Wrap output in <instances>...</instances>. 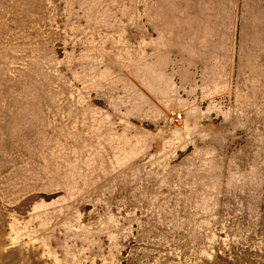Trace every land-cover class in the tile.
<instances>
[{"label":"rangeland","instance_id":"1","mask_svg":"<svg viewBox=\"0 0 264 264\" xmlns=\"http://www.w3.org/2000/svg\"><path fill=\"white\" fill-rule=\"evenodd\" d=\"M0 264H264V0H0Z\"/></svg>","mask_w":264,"mask_h":264},{"label":"built area","instance_id":"2","mask_svg":"<svg viewBox=\"0 0 264 264\" xmlns=\"http://www.w3.org/2000/svg\"><path fill=\"white\" fill-rule=\"evenodd\" d=\"M183 119V117H182V115H177L176 116V118H175V120L177 121V122H179V121H181Z\"/></svg>","mask_w":264,"mask_h":264}]
</instances>
